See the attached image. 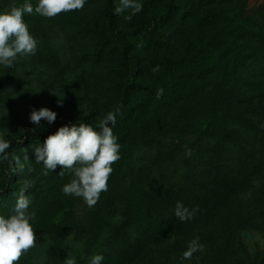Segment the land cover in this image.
<instances>
[{
	"label": "rangeland",
	"instance_id": "rangeland-1",
	"mask_svg": "<svg viewBox=\"0 0 264 264\" xmlns=\"http://www.w3.org/2000/svg\"><path fill=\"white\" fill-rule=\"evenodd\" d=\"M160 1L142 0L143 10L131 21L117 15L116 28L132 31L160 12ZM31 2L35 6L36 0ZM13 3L24 0H0V12ZM178 4L191 18L159 34L172 42L175 55L205 49L214 58L232 47L235 54H224L213 72L193 82L190 70L168 76L161 48L147 39H141L143 47H137L140 41L129 50L147 66L140 84L149 88L168 81L169 87L164 100L151 106L148 127L118 139L120 159L94 207L62 193L74 178L68 170L60 176L57 166L45 174L32 151L43 142L0 159V190L10 165L16 187L3 191L6 200L0 196V215L13 214L22 192L35 212L30 222L35 246L18 264H66L72 257L88 264L95 254L103 255V264H196L195 257L199 264H264V59L245 72L225 69L250 48L264 52V0ZM23 19L37 51L18 55L11 68L0 66V136L17 140L28 127L52 132L72 117L100 121L113 111L133 68L116 43L99 52L100 34L108 35L103 2L88 0L83 9L53 18ZM42 107L57 113L53 124L29 121V112ZM177 202L194 210L191 220L174 216ZM196 237L204 253L183 261Z\"/></svg>",
	"mask_w": 264,
	"mask_h": 264
},
{
	"label": "clouds",
	"instance_id": "clouds-1",
	"mask_svg": "<svg viewBox=\"0 0 264 264\" xmlns=\"http://www.w3.org/2000/svg\"><path fill=\"white\" fill-rule=\"evenodd\" d=\"M88 0H36L35 6L31 0L17 6L15 3L9 10L0 12V66L11 68L18 55H35L37 40L30 34L25 15H39L53 18L60 13H68L83 9ZM143 10L142 0H116L114 15L122 16L123 20L131 21ZM143 47V42L137 45ZM164 90H158L162 95ZM119 108L109 111L99 122L97 128L87 124L69 123L61 126L54 134L49 135L43 144L33 148L35 161L46 169L45 174L61 166L60 176L68 170L73 179L62 186L66 196L83 198L91 208L100 199V194L108 190L109 176L112 165L120 159V144L112 129L117 124ZM57 113L42 107L33 108L29 112V121L40 126L41 120L51 125L55 122ZM11 144L0 136V159H7V150ZM186 156L192 155L191 149H186ZM31 200L22 192L14 205L13 214L5 217L0 215V264H18L22 254L35 246L36 235L31 221L35 220V212L29 211ZM194 210L190 211L182 202H177L174 216L180 221L191 220ZM170 244L174 239L168 241ZM205 245L199 237L192 239L187 249L182 253L183 261H192L197 252L204 253ZM102 254L93 255L88 264H103ZM199 264L200 257H195ZM66 264H77L74 257L67 258Z\"/></svg>",
	"mask_w": 264,
	"mask_h": 264
},
{
	"label": "trees",
	"instance_id": "trees-1",
	"mask_svg": "<svg viewBox=\"0 0 264 264\" xmlns=\"http://www.w3.org/2000/svg\"><path fill=\"white\" fill-rule=\"evenodd\" d=\"M101 1L104 4L108 35L106 36L100 34L99 52H101L108 43H116L120 46L121 56L124 58L126 63L130 66L132 65L133 68V71H131L129 75L131 80L129 83L123 86L120 97L116 101L113 109L115 110L119 108L117 124L112 129V131L113 134L118 137L120 142L124 141L128 137L133 136L136 130H142L148 127L147 123L151 106L153 104L157 105L164 100L169 87L167 85L168 81L149 88L146 85L144 86L140 84L139 79L145 74V72H147V66L144 61H141L138 55L130 54L129 50L133 49L135 44L142 41V38L147 39V41L153 46L161 48L162 58L164 63L167 64L166 68L168 76L172 75L174 70H190V74L192 76L191 80H193V82L201 79L205 74L213 72L216 66L215 61L220 59L223 61V59L220 57H225V55L226 57H229V54H235V49L232 47L231 51H228V54L220 52L214 58L212 57L211 51H206L205 49H200L197 52L189 55H175L168 45V43L171 44L172 42L161 40L159 34L161 33L162 29L170 28L173 23L178 22L180 26H182V24L189 21L191 18L179 6V0H161L159 2L160 12L158 14L150 15L145 23L138 25L132 31L116 28L115 19L117 15H114L116 0ZM233 58L234 57H232L231 63L228 62V66H226L225 69H228L230 73H233V71L243 68V72H245L250 66L262 62L264 59V52L260 53L258 50L250 48L247 51L241 52L240 55H236L235 59ZM259 59H261L260 62L258 61ZM161 88L164 90V92L162 95L158 96L157 92ZM140 91L147 92L143 99H138L136 97V93ZM100 121H96L86 116H75L64 122L62 126L69 123H83L90 125L99 131L97 125ZM56 131L57 129L52 132H44L34 127L25 128L23 129L19 139L9 141L11 147L7 150V155L14 150L27 147L30 144L39 141L44 142L49 135L54 134ZM7 162L8 161L5 163L7 164ZM10 167L8 169V174L10 177L8 176L7 181L4 183L3 189L0 190V193H2L0 196L3 199L5 198V200L6 194H4L3 191L16 188L14 185H12L14 179L13 176L11 177L12 171Z\"/></svg>",
	"mask_w": 264,
	"mask_h": 264
}]
</instances>
